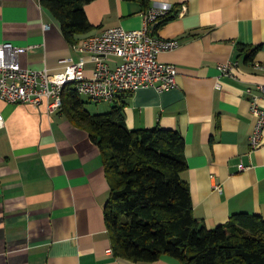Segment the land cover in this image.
<instances>
[{"label": "crops", "instance_id": "1", "mask_svg": "<svg viewBox=\"0 0 264 264\" xmlns=\"http://www.w3.org/2000/svg\"><path fill=\"white\" fill-rule=\"evenodd\" d=\"M151 7H168L174 16L152 32L179 41L157 55L176 65L177 86L164 92L138 88L96 102L94 112L78 94L84 108L103 113L121 100L129 129L179 131L187 162L181 177L194 216L207 227L235 213L264 218V137L257 148L249 140L253 98L264 107V0H92L84 4L90 26L77 37L113 26L140 28ZM6 41L30 47L19 60L31 69L55 72L66 59L88 55L74 48L79 41L66 40L40 0H0V44ZM229 61L237 62L233 75L221 74L219 65ZM118 62L116 56L108 59L112 69ZM93 67L85 63V76ZM0 114V264H179L168 255L134 262L113 254L104 214L111 177L98 145L73 122L67 103L49 112L45 103L0 100Z\"/></svg>", "mask_w": 264, "mask_h": 264}, {"label": "trees", "instance_id": "2", "mask_svg": "<svg viewBox=\"0 0 264 264\" xmlns=\"http://www.w3.org/2000/svg\"><path fill=\"white\" fill-rule=\"evenodd\" d=\"M90 1L40 0L71 44L90 26L84 11ZM173 17L169 14L157 25ZM62 99L73 122L88 129L111 177L104 214L115 256L134 262L168 255L179 264H264L260 215L235 213L215 228L194 216L189 187L181 177L187 162L179 131L129 129L121 100L107 112L90 114L73 85L64 88Z\"/></svg>", "mask_w": 264, "mask_h": 264}, {"label": "built area", "instance_id": "3", "mask_svg": "<svg viewBox=\"0 0 264 264\" xmlns=\"http://www.w3.org/2000/svg\"><path fill=\"white\" fill-rule=\"evenodd\" d=\"M185 10L186 6L183 5L179 14ZM169 14L168 7H151L143 12V25L140 28L113 26L82 39L74 48L88 54L87 57L81 55L77 61L68 58L62 69L55 72L47 66L41 69L23 66L19 56L30 47L15 46L7 41L1 43L0 100L36 107L45 103L46 109L53 112L62 107L63 91L68 85H73L77 94L85 95L94 102H112L121 94L142 87H152L157 92L176 87V65L159 61L157 55L175 48L179 41L161 38L152 32V28ZM111 56L119 58L113 69L108 64ZM88 60L94 63V67L92 74L85 76V63ZM236 67V61H229L220 64L219 70L223 75H233ZM261 90L264 93V85ZM250 113L255 123L249 140L251 147L257 148L264 137V107L257 104V97L251 102ZM4 124L5 120L0 114V129ZM215 187L221 190V185Z\"/></svg>", "mask_w": 264, "mask_h": 264}, {"label": "rangeland", "instance_id": "4", "mask_svg": "<svg viewBox=\"0 0 264 264\" xmlns=\"http://www.w3.org/2000/svg\"><path fill=\"white\" fill-rule=\"evenodd\" d=\"M83 99L86 101L85 102V106H86V108L88 109V110H90V111H92V112H94V111H97L96 109H97V105L99 104V103H96V102H94V101H90V100H88V98H86L85 96H83Z\"/></svg>", "mask_w": 264, "mask_h": 264}]
</instances>
